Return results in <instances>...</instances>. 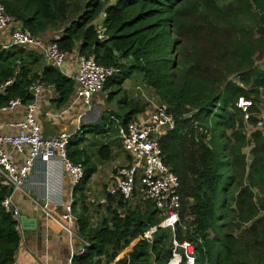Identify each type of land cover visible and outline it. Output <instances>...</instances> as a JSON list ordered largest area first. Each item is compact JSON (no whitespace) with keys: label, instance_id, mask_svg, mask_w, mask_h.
<instances>
[{"label":"trees","instance_id":"obj_1","mask_svg":"<svg viewBox=\"0 0 264 264\" xmlns=\"http://www.w3.org/2000/svg\"><path fill=\"white\" fill-rule=\"evenodd\" d=\"M0 2L13 19L11 31L23 25L37 38L57 34L49 40L62 52L119 69L103 92L108 101L121 96L119 109L129 111L101 115L98 121L105 120L108 132L118 135L119 125L146 111L124 89L135 73L176 118V127L160 145L181 182V221L175 233L160 227L152 243L144 234L161 219L148 200L134 205L107 194L106 214L94 225L86 193L96 166L78 149L80 134L71 138L68 156L84 167L72 209L86 243L73 264H101L103 258L108 264H170L173 238L193 244L196 264H264V128L254 129L264 91V67L256 65V57L264 56V0ZM11 79L0 106L14 99L28 105L38 81L55 89L58 107L75 95V81L48 65L38 51L0 48V86ZM240 98L254 106L247 120L237 105ZM111 154L112 145L102 144L100 159L110 160ZM8 193L0 188V264H14L21 244L19 222L3 207Z\"/></svg>","mask_w":264,"mask_h":264},{"label":"built area","instance_id":"obj_2","mask_svg":"<svg viewBox=\"0 0 264 264\" xmlns=\"http://www.w3.org/2000/svg\"><path fill=\"white\" fill-rule=\"evenodd\" d=\"M12 17L6 7L0 2V35L8 34L5 42L0 43L4 50L12 47H21L38 51L44 60L61 71L65 76L76 83L74 101L84 102L90 111H93V97L102 92L109 79L114 77L119 69L112 66L99 64L94 58L80 56L77 52L68 55L62 52L56 43L51 40L35 37L32 32L18 26L11 31ZM75 60V70L71 69L70 61ZM13 80H8L0 86V94L10 86ZM47 87L38 81L31 87L33 101L24 105L21 99H14L4 106L0 112H12L25 106L26 118L12 124L17 129L16 134H3L0 128V188L7 187L8 195L5 196L3 207L19 221L20 211L15 204L14 194L23 190L30 178V171L37 162L47 166L53 160L64 166L73 178L76 187L84 178V167L81 163H74L68 156V146L72 136L62 133L53 138H44L41 133L38 112L39 104ZM242 101V100H241ZM74 104V102H73ZM238 107L247 110L251 102H241ZM111 121L118 124L116 117ZM119 125V124H118ZM259 126H263L259 122ZM176 127V118L167 111L164 105L157 106L152 112L138 116L126 126L119 125L118 136L122 141L123 149L131 160L129 164L117 169L113 182L107 187V194L113 197H123L132 200L135 196L142 200L151 201L160 213V225L150 228L144 238L153 242V236L161 227L175 233L181 221V182L179 177L165 163L160 145L161 137ZM28 149V153L25 150ZM14 152L25 154L22 165L17 166L14 161ZM45 188H49L45 172ZM43 209L47 218L52 219L49 213V204H44ZM57 223L71 236L75 235L72 228L76 224L72 204L65 206L64 213L57 219ZM88 245V244H87ZM86 246V243H85ZM84 246V247H85ZM181 251L183 253H181ZM84 250L79 254H83ZM173 260L170 264H181L184 258L186 264H196L195 249L189 241L178 242L173 238Z\"/></svg>","mask_w":264,"mask_h":264},{"label":"crops","instance_id":"obj_3","mask_svg":"<svg viewBox=\"0 0 264 264\" xmlns=\"http://www.w3.org/2000/svg\"><path fill=\"white\" fill-rule=\"evenodd\" d=\"M99 23L102 24V21L100 20ZM7 37L8 34L0 35V43L5 42ZM70 66L72 70L73 68L75 70V60L70 61ZM128 82H125L124 89L127 90L128 88V92L126 91L128 97L135 100L134 97H139V92L135 90L134 86L129 88ZM142 85L145 86V84ZM136 89L141 91L139 87H136ZM57 97L58 94L52 87L46 89L43 95L38 112L41 133L44 138H53L62 133L70 134L72 137L80 134L82 140L78 149L80 151L85 150L96 166V173L93 175L86 193L88 198L86 204L88 214L92 217L94 225H97L99 220H96L95 223L94 217L106 213L104 210L100 211L101 208L99 207L108 204L107 194L103 195V189L107 190V187L115 178L117 169L129 164L131 157L127 152H124L123 145L122 149L117 148L114 140L119 136L112 131L108 132L106 123L102 124L98 121L100 117L97 120L94 119L93 112L96 108L107 109L109 106V111H113L114 107L112 104L108 105L105 96H103L104 99L99 98L98 94L94 96L93 111H90L89 108L86 114L80 109L81 105L78 106L79 103L73 104V98L67 105L58 107ZM156 107L151 110L146 107V111L137 115V117L152 112ZM25 118V106L12 112H0L1 133L16 134L18 131L12 124L23 121ZM104 143L112 145L110 160L104 161L99 157L100 147ZM25 153H28V149L25 150ZM24 156L25 154L14 152V163L17 166L22 165ZM108 163L112 165L107 166ZM45 172L50 185L47 189L45 188ZM74 188L72 176L58 160H53L47 166L37 162L30 171L27 185L23 190L14 194L15 204L20 211L18 231L21 235V244L14 264H73L74 257L85 249V242L78 233L77 222L72 226L75 232L74 236L68 234L57 223V219L64 213L65 206L74 202ZM137 199L140 202L143 201L138 196ZM46 203L49 204L48 211L53 216L52 219L47 218L43 209ZM77 212L79 213V207H77Z\"/></svg>","mask_w":264,"mask_h":264},{"label":"rangeland","instance_id":"obj_4","mask_svg":"<svg viewBox=\"0 0 264 264\" xmlns=\"http://www.w3.org/2000/svg\"><path fill=\"white\" fill-rule=\"evenodd\" d=\"M100 20L103 21V19H100ZM98 28L101 31V33H103V27H102L101 23H99ZM53 36L55 37V36H57V34H55V35L54 34L51 35V33L50 34H47L43 39L49 40ZM256 65L257 66L264 67V56L263 57L262 56H257L256 57ZM127 81H129L128 82L129 88L134 86L135 87V90L139 92L138 93L139 94V97H137L138 99L134 97V99L136 101H138V103H140L141 105H146V107L150 108L149 110H151L152 108H154V107H156L158 105L159 106L162 105V102L160 101V99L158 98V96L155 94V92L152 89H150V88L142 85L144 83L141 80V77L139 76L138 73H135L134 76L131 79L127 80ZM136 87L137 88L138 87L141 88V91H140V89H136ZM126 91L128 92V88H127ZM263 92L264 91H262L261 97H260L261 102L259 104H257V106H256L258 111H257V113L255 115H254V112H253V115L260 119L259 122H261V124L263 126H259V122H258L257 127L256 128L254 127V129H262V128H264V93ZM103 96L106 97V92H103L102 91V92H100L98 94V97L101 98V99H104ZM113 99L114 100H112L111 102L106 101L108 103V105H111L112 104V106L114 107L113 108V111H111V112H115V113H118L120 116H124L125 113L127 111H129V110L128 109H125V108L124 109H121V110L119 109L118 102H119V100H121V96L116 95V96L113 97ZM93 100H94V98H93ZM93 100H92V106H93ZM243 101L244 102H247V103H250L251 102V100H248V99H245V98H240L238 100V104L241 103V102H243ZM104 102H105V100H104ZM74 103H79L78 106L81 105L80 109L83 110L85 114L89 111L88 106L84 102H82L81 100L76 99L74 101ZM253 107L254 106L251 105V107H249L247 110H243L242 109V112L244 114H246L245 120H247V118L251 115L250 111H251V108H253ZM109 108H110L109 106H108L107 109L96 108L95 111L93 112L94 119L97 120L101 115H109V112H110L109 111ZM104 122H105L104 119H101L100 120V123L104 124ZM248 128L250 129V125H248ZM114 142L117 144V148H121L122 149V141L119 139V137H116V139L114 140ZM250 148L248 147V148L245 149V153H246L247 157H249ZM248 161L250 162L249 159H248ZM108 165H112V164L111 163H108L107 166ZM106 194H107L106 193V189H103V195L105 196ZM128 201L132 202L134 205L136 203L137 204H141L140 201H139V199H137V198H135L133 201L132 200H128ZM102 206L103 205H101L99 207V208H101L100 211H103L104 210L106 212L107 207H108V204H104V207H102ZM114 208L117 209V211H119L121 214H124V210L123 209L118 208V206H115ZM102 214L103 213H101L99 215H96L94 217L95 223H96V220H99L100 221L101 217L105 216L104 214H106V213H104L103 215ZM109 215H111V213H109ZM213 236L214 235L211 234V237H213ZM128 249H130V247ZM125 253H126V251H124L120 256L122 257ZM101 264H108L107 263V260L105 258H103Z\"/></svg>","mask_w":264,"mask_h":264},{"label":"water","instance_id":"obj_5","mask_svg":"<svg viewBox=\"0 0 264 264\" xmlns=\"http://www.w3.org/2000/svg\"><path fill=\"white\" fill-rule=\"evenodd\" d=\"M21 28H24V26H23V25H21ZM115 54L117 55V54H118V52H116V51H115ZM22 219H23V217H22Z\"/></svg>","mask_w":264,"mask_h":264}]
</instances>
